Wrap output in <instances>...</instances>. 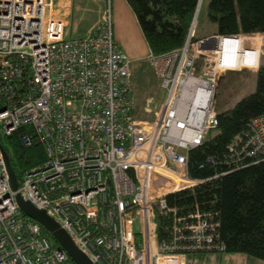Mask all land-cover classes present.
I'll return each instance as SVG.
<instances>
[{
	"label": "built area",
	"instance_id": "built-area-1",
	"mask_svg": "<svg viewBox=\"0 0 264 264\" xmlns=\"http://www.w3.org/2000/svg\"><path fill=\"white\" fill-rule=\"evenodd\" d=\"M69 7L70 0H0V264H76L21 211L17 195L45 211L93 264H187L190 253H223L215 215L170 206L168 197L264 160L263 114L228 147L227 172L194 178L188 164L219 125L222 75L257 71L264 35L197 38V14L182 48L149 52L167 95L152 120L136 119L131 59L115 40L112 9L72 38ZM235 37L257 52L238 69L225 64L224 44ZM21 127L33 129L46 161L14 190L1 142ZM21 141L33 143L28 135ZM157 214L170 220L162 240Z\"/></svg>",
	"mask_w": 264,
	"mask_h": 264
},
{
	"label": "trees",
	"instance_id": "trees-1",
	"mask_svg": "<svg viewBox=\"0 0 264 264\" xmlns=\"http://www.w3.org/2000/svg\"><path fill=\"white\" fill-rule=\"evenodd\" d=\"M143 32L150 52L163 55L183 47L201 0H126ZM203 2V0H202ZM201 2V3H202ZM209 17L217 24L214 35H264V0H210ZM213 35V36H214ZM122 50V49H121ZM264 52V46H263ZM139 68L148 67V59ZM131 65V80L132 78ZM255 91L228 105L221 101L220 80L216 102L219 125L203 144L189 152V172L194 178H210L227 172L223 160L228 147L242 140L251 120L264 114V62L257 72ZM134 86V84H133ZM28 135L32 145L26 147L21 138ZM2 146L8 156L18 183L23 174L46 161L44 146L38 142L33 129L21 127L3 137ZM170 206L194 209L215 215L219 225L223 253L244 254L264 261V160L168 197ZM159 240L170 235V220L157 214ZM50 242L54 238L42 228ZM214 252H194L187 255V264H202Z\"/></svg>",
	"mask_w": 264,
	"mask_h": 264
},
{
	"label": "rangeland",
	"instance_id": "rangeland-1",
	"mask_svg": "<svg viewBox=\"0 0 264 264\" xmlns=\"http://www.w3.org/2000/svg\"><path fill=\"white\" fill-rule=\"evenodd\" d=\"M72 2L73 0H70V7L67 9H68V19L69 16L73 15L71 29L75 35H79V33H81L82 30L87 25H91V23H93L94 20L93 17H95L98 13H101L103 10L104 11L102 14L103 17L104 13L108 10L109 6L110 8H112L113 6V0H110V3L109 0H82V2H87V4H89V9L92 10L91 14H89L87 10L86 11L80 10L82 9L81 6L76 5L73 7ZM79 5H81V3ZM209 6H210V0H203V2L199 5V9L197 13L198 17L195 25L196 27L195 35L197 38L211 37L217 32V28H218L217 24L213 23L209 17ZM259 36L261 37L262 35ZM247 43L250 45H254L255 42L247 41ZM242 44H243L242 39L237 37L230 38L225 42L224 46H226L225 49L226 65L228 62L231 67L238 69V67L240 65H243L245 62L247 63V62L256 61L257 52L255 51V49H249V48L243 49V47L241 46ZM238 45H240L239 53L235 54L233 58L228 59L229 57L227 52H234V50H236ZM244 53H245L244 60H242ZM262 62H264L263 53L261 55L260 63ZM145 63L146 62H141L140 66ZM133 66H135V64ZM140 66L137 65V72H135V78L138 81L137 95L141 94V98H143L141 105L142 106L146 105V102L148 101L147 99L149 97L153 98V100L155 99L157 100L158 97V99L164 101L167 95V90L164 87H162L160 80L154 79L149 66L148 67L143 66L141 70H139ZM225 75H227L226 78ZM225 75H224L225 78L224 85L222 86L223 88L220 90L222 93L221 101L227 102L229 106L255 91L257 76L256 74H254L253 70L243 69L241 71L227 72ZM221 79H223V77ZM216 102H219V98L216 99ZM158 109L159 107H156V110L152 109L151 112L145 114V116L142 117L139 116L137 113V116H135V118L152 120L155 116V111H158ZM214 134L215 132L212 131V135ZM207 137L208 136H206V138ZM136 232L137 233L140 232V227H136ZM202 264H264V261L249 257L244 254H229V253L214 252V253H210Z\"/></svg>",
	"mask_w": 264,
	"mask_h": 264
},
{
	"label": "crops",
	"instance_id": "crops-1",
	"mask_svg": "<svg viewBox=\"0 0 264 264\" xmlns=\"http://www.w3.org/2000/svg\"><path fill=\"white\" fill-rule=\"evenodd\" d=\"M81 3V5H79ZM85 3V4H84ZM72 6H81L83 11H88L89 14H91L92 10L89 9V4L87 2H82V0H73ZM112 19H113V27H114V36L117 44L119 47L129 56L131 59V65H134L132 68V78H133V84H134V96L136 99L135 103V110L134 115L137 116V113L139 116H145V114L152 111V109L156 110V107H159L158 111L161 109L162 104L164 101L161 99L153 100V98H148L146 105L142 106V99L141 94L137 95V79L135 78V72H137V65L140 66L141 62L147 61V56L150 52L148 43L145 40V37L143 35V32L139 26V23L131 10L129 4L126 0H113V6H112ZM82 11V12H83ZM103 10L101 13H98L95 17H93V23L91 25H87L79 35H75L71 29L73 15L69 16L68 26H67V32H69L68 36L72 38H78V37H84L85 34L87 35L90 31L96 29L98 25L101 22ZM104 16V15H103ZM69 30V31H68ZM73 33V34H72ZM84 35V36H83ZM128 35V37H127ZM201 38V37H198ZM205 38V37H202ZM263 46L261 48V55L263 52ZM261 59V58H260ZM149 67L151 69L152 75L155 80H159L155 74V71L153 67L151 66L150 62ZM233 72V71H231ZM257 72V71H254ZM227 72H225L222 77L224 78V75ZM221 77V78H222ZM227 77V75H225ZM157 82V81H156ZM150 100V101H149ZM147 108H150V111H147ZM158 111H155L158 112ZM155 117V116H154ZM140 119V118H138ZM143 120H150V119H143Z\"/></svg>",
	"mask_w": 264,
	"mask_h": 264
},
{
	"label": "water",
	"instance_id": "water-1",
	"mask_svg": "<svg viewBox=\"0 0 264 264\" xmlns=\"http://www.w3.org/2000/svg\"><path fill=\"white\" fill-rule=\"evenodd\" d=\"M197 13L198 10L196 12V15ZM196 15L194 18H196ZM6 160L11 177L12 187L14 190H17L19 186L18 180L16 178L14 170L11 167L7 155ZM16 200L21 211L30 219L38 222L42 226V228H44L54 238V240L59 244L60 248L68 253L70 258L76 264H93L90 259L77 248L67 232L62 229L59 224H57L45 211L37 209L30 202L25 201L21 195H17Z\"/></svg>",
	"mask_w": 264,
	"mask_h": 264
},
{
	"label": "bare ground",
	"instance_id": "bare-ground-1",
	"mask_svg": "<svg viewBox=\"0 0 264 264\" xmlns=\"http://www.w3.org/2000/svg\"><path fill=\"white\" fill-rule=\"evenodd\" d=\"M201 2H202V0H201ZM201 2H200V4H201ZM200 4H199V5H200ZM224 48L226 49V46H224ZM258 69H259V68H258Z\"/></svg>",
	"mask_w": 264,
	"mask_h": 264
}]
</instances>
